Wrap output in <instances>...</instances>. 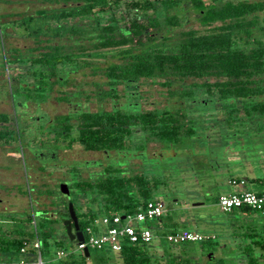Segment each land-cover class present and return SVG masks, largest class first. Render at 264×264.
Returning a JSON list of instances; mask_svg holds the SVG:
<instances>
[{"label":"trees","instance_id":"1","mask_svg":"<svg viewBox=\"0 0 264 264\" xmlns=\"http://www.w3.org/2000/svg\"><path fill=\"white\" fill-rule=\"evenodd\" d=\"M80 1L81 6L61 12L59 17L65 21L74 18L83 21H80V25L66 23L63 34L55 35L59 38L67 34L69 37H77V51L69 49L70 46L65 47L66 44L60 45L48 40L44 47H41L42 44L37 45V55L32 54V57L23 61L30 63L28 73L38 85L34 91L39 93L40 102L48 98L53 86L57 84L62 87L67 84V76L71 73L66 68L67 64L76 60L72 67L77 70L81 66H89L81 57H105L106 53L116 56L119 62L109 63L103 68L108 90L95 94L99 100L118 98L119 86L129 89L132 84L141 80L161 79L163 81L159 84L167 89L177 81H202L193 82L190 89L182 87L181 91L169 93L170 100L176 104L174 108L146 111L126 107L110 111L99 108L95 112L78 111L55 119V141L65 143V148L77 144L85 151L143 153L149 142H155L174 148L177 154L176 157H166L174 158L169 160V164L149 160L146 165L141 164L133 174L118 164L109 165L100 174L87 179L76 181L73 178L70 188L79 196L76 217L84 238L86 227L99 218L132 215L144 203L158 200L152 198V194L170 177L171 171L176 172L183 166L186 168L188 164L195 165L200 159L192 157L201 158L206 147L210 156L212 155L208 161L214 171L232 168L238 160L240 164L236 166L241 167V160L249 143L253 150L258 148L261 151L264 145V19L260 20L258 16L264 12V1L228 0L220 5L203 0ZM158 4L161 6L159 10L174 12L166 17V24L170 28L182 27L190 12L200 26L207 28L206 32L184 31L178 42L169 49L164 47L167 38L162 37V45L157 47L158 39L153 32L160 30L159 17L156 15L159 13L156 9ZM123 5H130L126 15L133 13V17L119 19L110 16L109 21L102 24L101 15L114 14ZM186 5L189 7L186 8ZM88 38L92 43L91 51L83 47L85 40L82 39ZM22 58L15 59L22 61ZM93 69L96 72L97 67ZM210 79L214 81L210 82ZM20 83L22 87L17 88V92L24 90L23 83ZM201 89L206 95L204 100L199 92ZM58 101L71 103L67 96H60ZM208 106H212L208 112H214L215 116H204L207 112L204 108ZM6 117L7 115L0 114V124H9ZM4 129L0 130L1 140L10 136L11 130L8 132V128ZM73 129L77 132L75 138L70 137ZM225 129H234L238 135L240 147L233 159H229L225 140L220 138L221 131ZM219 153L223 155V160L217 157ZM177 157L185 160L177 161ZM249 158L253 163H258L256 159L259 156L251 154ZM75 171H78L77 168ZM239 179L248 181V178L240 176L231 177L228 181ZM263 180L264 177L253 175L251 181L262 187ZM86 199L93 201L97 208L93 210L89 204L84 205L82 201ZM238 212L255 217L264 216V206L261 209L243 207ZM163 215L158 220L147 223V226L161 224ZM53 222L58 223L57 219ZM234 231V234L243 236L241 247L247 264H264V259L256 255L257 250L264 251V229L239 226ZM155 232L158 234V229ZM202 234L215 237L199 243V247L210 255L206 264H215L211 257L222 241H217V236L213 233ZM41 235L45 241L52 237L49 232ZM163 235L165 233L159 236ZM9 245L16 248L17 252L25 248V252L29 253L28 257L34 252V248L26 240L11 242ZM144 247L151 245L124 246L118 253L122 263L151 264V257L142 251ZM236 252L235 248L229 249V254L225 255L228 260L220 258L218 261L226 264L231 259L229 255ZM180 260L171 259L166 264H179ZM186 264H190V261L187 260Z\"/></svg>","mask_w":264,"mask_h":264},{"label":"rangeland","instance_id":"2","mask_svg":"<svg viewBox=\"0 0 264 264\" xmlns=\"http://www.w3.org/2000/svg\"><path fill=\"white\" fill-rule=\"evenodd\" d=\"M203 1L206 3L214 1L220 5L228 0ZM81 4L80 0H0V114L7 115L6 120L9 123L6 126L0 124V130H5L4 128H8V132L11 130L9 137L0 139V167L2 166L0 168V180L5 183V187L0 186V194L3 196L5 194V196H9L8 199L15 201V205H11L12 209L10 205L2 206L0 204V264L18 263L17 260L20 256L16 248L9 245L11 242L17 243L26 240L28 244L33 246L37 239L44 264H123L120 255L108 248L102 250L89 249V257H85L76 251V240L71 241L62 238V234L65 233L62 227L66 214L56 215L61 212L56 202L60 206L63 201L57 185L58 183H65V181L71 182L73 178L77 181L96 176L109 165L121 164L122 169L124 168L133 174L138 171L141 164H145L149 160L169 164V160L174 158L166 159V157H176L175 149L163 144L149 142L143 153H92L83 150L76 144L66 150L59 147L53 157L54 160H37V163L32 154L43 148L38 144L39 141L43 142L42 138L45 142L50 141L51 147L49 148H53L55 134L53 130L48 128V124L58 116L67 115L77 110L96 111L101 105L104 106V110L109 111L119 107L144 111L174 108L176 104L170 100L169 93L181 91L182 87L190 89L193 82H202L187 79L183 83L177 81L171 88L167 89V87L159 84L160 81H163L161 79L141 80L132 84L129 89L119 86L117 88L118 98L99 100L95 94L108 90L102 70L109 63H118L119 59L107 53L105 57H81L89 63V66H81L79 69L73 70L72 65L76 63V60L67 64L66 68L70 69L71 73L67 76L66 85L61 87L56 84L53 86L48 98L36 107L27 103L30 106L29 111L31 110L29 114L41 117L38 123L31 121L35 130L38 125L45 124L44 127L46 126L43 135L39 136L36 132L32 134L28 131V128L31 127L29 122L27 119H23L21 115H27L23 113L24 106L18 107V102L15 101L17 88L22 87L20 82L31 83V78H27L30 77V73H28L31 67L30 63L23 61L32 57V54L37 55V45L42 44L41 47H44L48 40L60 45L66 44L65 47L70 46L69 49L74 52L77 51L75 43L77 37H69L67 34L65 37L59 38L55 35L63 34L66 23H69L68 25H80V21L83 20L74 18L65 21L59 16L61 12H68L71 8L81 6ZM128 6L130 7V5ZM128 6H121L114 14L110 13L112 15L108 13L101 15L102 24L108 22L110 16L119 19L121 17L124 19L133 17V13L126 15L128 14L126 12ZM185 7L187 8L189 5ZM156 9L159 11L156 15L159 17L160 30L154 31L153 34L158 39L157 47L162 45V37L167 38L164 47L169 49L178 42L181 33L184 31L206 32L207 28L200 26L190 12L187 21H183L182 27L172 29L166 24V17L173 15L174 12L172 10H159L161 9L159 4L156 5ZM258 18L264 19V12L260 13ZM83 23L86 24L85 21ZM82 40H85L83 47L91 51L92 43L89 38ZM110 53L112 52L110 51ZM19 57H23L22 61L15 59ZM83 60L79 61L82 62ZM92 67H97L96 72ZM213 81L214 79H210V82ZM202 91V89L199 90L200 93ZM76 94L80 95L75 96ZM60 96L70 98L71 105L59 102ZM205 96L203 93L201 94L202 100L206 99ZM19 103L22 105L25 101L20 100ZM204 109L207 111L204 114L205 117L216 115L214 112H208L212 106ZM55 125L56 123L53 122L52 126ZM225 130L221 131L220 138L225 140L224 144L227 149H224L228 151L229 159H233L235 155L237 156L240 147L237 142L238 135L234 129ZM70 135L71 137L77 136L75 129ZM64 144L62 142L61 145ZM260 145L262 146V144ZM247 147L251 150L245 148L246 153L241 160V167L236 166L240 164L238 160L232 168L220 171L211 170L212 167H210L208 159L212 155L210 156L208 147H206L201 158L199 156L192 157L193 159H200L195 162V165L189 166L188 164L186 168L183 166L178 168L179 170L176 172L171 171L170 177L152 194V198H157L163 202L165 212L161 224L154 223L150 227L158 229L159 235L171 230L213 233L217 236V241H222V244L219 242L220 247L215 248L211 261L213 260L215 264H221V261L218 260L220 258L226 259L225 255L229 254V249L235 248L236 254L229 255L231 259L225 263L247 264L246 256L242 253L243 236L242 234H234V229L239 226L242 228L256 226L258 230L264 229V216L255 217V215L241 214L238 210L225 214L220 211L217 205L218 196L233 191L228 185V179L231 177L248 178L247 190L258 192L262 189L261 186L258 187L251 180L253 175L259 178L264 177V145L261 151L258 148L253 150L250 143ZM251 154L259 156L256 159L258 160L257 164L250 160ZM217 157L219 160H223L221 153ZM183 160L185 159L177 157V161ZM76 168L78 171H75ZM186 171L189 172L186 173ZM252 172L256 173L253 174ZM2 174L4 176H1ZM9 182L10 186L7 187ZM235 189L239 191L238 188ZM82 203L84 205L89 204L93 210L97 208L90 199L83 200ZM31 206H33L35 215L37 238L32 222L29 223V219H32ZM13 209L15 210L12 211ZM54 218L57 219L58 223L53 222L52 219ZM43 232H49L52 236L51 239L45 241L41 235ZM59 250H63L67 257L62 260L58 259L56 253ZM142 251L151 257V264H166L171 259H181L179 264H186L187 260L190 261V264H206L210 257L207 252L199 247V243L189 242L172 246L160 238H155L151 247H144ZM9 252L14 255L10 261L6 258ZM256 253L258 257L264 259V251L257 250ZM232 259H234L233 262Z\"/></svg>","mask_w":264,"mask_h":264},{"label":"built area","instance_id":"3","mask_svg":"<svg viewBox=\"0 0 264 264\" xmlns=\"http://www.w3.org/2000/svg\"><path fill=\"white\" fill-rule=\"evenodd\" d=\"M229 183L241 190L218 196L217 205L222 213H231L243 207L261 209L264 206V180L262 189L258 192L247 190V181L245 179L232 180ZM31 212V222L37 238L38 233L36 231L33 206H31ZM164 212L163 202L154 200L139 206L137 211L132 215L122 214L99 218L93 224L86 227L84 230L85 237L82 242H77L76 251L84 255L86 249L89 251V249L102 250L108 248L112 252L120 253L124 246L137 244L151 245L155 238L163 239L172 246H179L189 242L200 243L206 239L215 238L214 235H205L191 231L167 232L165 235L159 236L155 232V228L148 227L147 223L158 220ZM122 216H124L123 219ZM31 247L34 248L32 261L22 260L19 264H44L41 257L39 240L37 239L36 244ZM20 252L26 253L25 248H22Z\"/></svg>","mask_w":264,"mask_h":264},{"label":"flooded vegetation","instance_id":"4","mask_svg":"<svg viewBox=\"0 0 264 264\" xmlns=\"http://www.w3.org/2000/svg\"><path fill=\"white\" fill-rule=\"evenodd\" d=\"M27 78H31V83L30 82H25V83H23V88H24V90H20L19 92H17V94H16V97H15V101H16V103H17V106L19 107V106H24V110H23V113L24 114H27V115H25V116H23V114H21L22 115V117H23V119H27V121L29 122L28 124L31 126V127H29L28 128V131L29 132H31L32 134H33V132H36L39 136H41V135H43L44 134V129H45V127H44V125L45 124H41V125H38V128L35 130V127H34V124L33 125H31V121H34V123L35 122H40V119H41V117H35V116H33V115H31V114H29V112L31 111H29V105H27V103H30L31 105H35V107L38 105V104H40V98H39V93H35V88L36 87H38V85L37 84H35L36 82H35V79H33V77H27ZM60 86V85H59ZM27 91V92H26ZM20 100L21 101H25V103H23L22 105H21V103H19L20 102ZM59 102H61V101H59ZM37 103V104H36ZM64 103H66V102H64ZM68 105H71V103H67ZM99 108H102V110H104V106H100ZM79 110H77V111H75V112H78ZM96 111H98V110H96ZM104 111H109V110H104ZM87 112H95V111H87ZM70 114V113H69ZM68 115V114H67ZM30 116V117H29ZM62 116V115H61ZM57 118V117H56ZM56 118H54L53 120H52V122L51 123H49L48 125H49V129L50 130H54L55 128L52 126V124H53V122H55V119ZM47 125V126H48ZM54 134H55V132H54ZM71 137V136H70ZM73 138H75V137H73ZM42 141L43 142H41V141H39L38 142V144L39 145H41V147H43V148H40L39 149V151H35L36 153H34V154H32V156H33V159H35V162L37 163V160H47V161H49V160H54V155H56V152H57V150L59 149V147L60 148H62V149H64V150H66L67 148H65V144L64 145H61L62 144V142L61 141H55V138H54V146H53V148H49V147H51V143H49V142H45V140L42 138ZM53 144V143H52ZM76 145V144H75ZM46 146H48V147H46ZM83 149V148H82ZM84 150V149H83ZM87 152H92V153H96V152H99V151H87ZM102 153H108V152H102ZM40 167V166H39ZM76 175V174H75ZM73 182L71 181V182H69V181H65V184H67L68 185V188H69V195L68 196H64V195H62V198H63V201H62V203H61V205L59 206V204L56 202V204H57V207L61 210V212H59V213H57L56 215H58V214H60V213H64V214H66V217H65V220L64 221H66V220H69V214H68V205L71 203L72 204V206H73V210H74V212H75V215H76V210H77V206H78V204H79V201L80 200H78L79 199V196L76 194V191H74V190H72L71 188H70V186H71V184H72ZM60 184H62V183H58V188H59V185ZM71 192H75V193H71ZM82 205V204H81ZM59 210V211H60ZM56 218H54V219H52L53 221L55 220ZM63 221V222H64ZM70 226H71V232H72V234H75V230H74V226H73V223L71 222V224H70ZM79 227V226H78ZM62 230H64L65 231V233L64 234H62V238L64 239V240H69V237L67 236V234H66V226H64L63 225V227H62ZM73 241H75V240H73Z\"/></svg>","mask_w":264,"mask_h":264},{"label":"water","instance_id":"5","mask_svg":"<svg viewBox=\"0 0 264 264\" xmlns=\"http://www.w3.org/2000/svg\"><path fill=\"white\" fill-rule=\"evenodd\" d=\"M58 190L64 196L69 195V188H68V185L65 183L60 184ZM68 214H69V220H66L63 222V225L66 226V234L69 237V240L71 241L76 240L77 242H82L83 237H82L81 232L79 231L78 219L75 215V212L73 210V206L71 203L68 205ZM123 218L124 216H122V219ZM71 222L73 223L75 234H72L71 232V226H70ZM84 256L89 257V251H87V249L84 251Z\"/></svg>","mask_w":264,"mask_h":264},{"label":"crops","instance_id":"6","mask_svg":"<svg viewBox=\"0 0 264 264\" xmlns=\"http://www.w3.org/2000/svg\"><path fill=\"white\" fill-rule=\"evenodd\" d=\"M10 154L12 155V153H10ZM0 158H1V156H0ZM0 168H2V166ZM1 176H4V175L2 174ZM228 185L233 189V191H231L229 193H233V192H237L238 191V190L236 191V189H235V188H238V187H233L229 183V181H228ZM0 186L5 187V183H3V180H0ZM9 186H10V182H9V185L7 187H9ZM258 187H259V185H258ZM239 190H241V189H239ZM29 192L30 191H28V193ZM1 193H3V192H1ZM229 193H227V194H229ZM8 198H9V196H5V194L3 196L2 194H0V204H2V206L10 205V207L12 209V206L11 205H15V201L12 200V199H8ZM14 210L15 209H13L12 211H14ZM18 254H19L20 258H19V260H17L18 261L17 264H19L22 260H24V261H26V260L32 261V259L34 257V252L33 251L31 252L30 257H28L29 253L27 254V253L18 252ZM56 254H57V258L60 259V260H62L63 258L67 257V254L63 250H59ZM13 257H14V255L12 253H10V252L6 255V258H7L8 261H10L11 259H13Z\"/></svg>","mask_w":264,"mask_h":264}]
</instances>
